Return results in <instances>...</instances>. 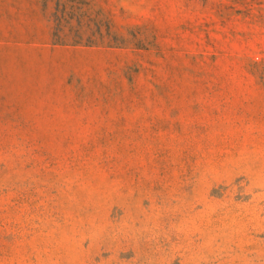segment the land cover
<instances>
[{"label": "rangeland", "instance_id": "1", "mask_svg": "<svg viewBox=\"0 0 264 264\" xmlns=\"http://www.w3.org/2000/svg\"><path fill=\"white\" fill-rule=\"evenodd\" d=\"M0 264H264V0H0Z\"/></svg>", "mask_w": 264, "mask_h": 264}]
</instances>
